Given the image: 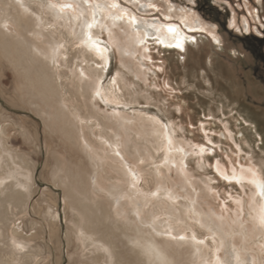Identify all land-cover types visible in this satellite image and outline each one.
Returning a JSON list of instances; mask_svg holds the SVG:
<instances>
[{"label": "rangeland", "instance_id": "374dc122", "mask_svg": "<svg viewBox=\"0 0 264 264\" xmlns=\"http://www.w3.org/2000/svg\"><path fill=\"white\" fill-rule=\"evenodd\" d=\"M23 1L50 19L46 7ZM47 1L70 22L79 14L74 0ZM96 1L106 7L104 23L89 27L90 48L99 56L91 57L90 48L75 40V24L67 27L54 19L44 26L45 34L54 31L61 39L54 64L61 95L56 98L77 117L74 128L56 118L55 103L45 101L24 79L25 69L0 27V264H105L76 232V221L83 223L86 214L76 211L75 198L66 194L88 195L96 202L97 210L88 208V215L113 250L114 264L143 262L112 219L103 216L111 194L120 198L116 211L121 222L132 218L149 228L146 221L151 220L164 231L156 238L180 241L183 264H230L237 251L253 264H264V241L255 236L251 217L252 186L216 168L228 175L232 169L251 168L264 180V82L250 68L257 43L250 31H264V0H152L158 6L150 11H139L137 0H89ZM171 4L178 14L169 19L162 11ZM184 9L205 28L190 33L181 18ZM111 12L119 15L117 24H111ZM138 18L175 24L188 38L184 50L146 37L135 53L119 52L122 28ZM224 22L249 35L237 39L221 27ZM5 27L2 31L11 34L23 32L10 19ZM84 56L89 60L81 62ZM260 58L258 70L264 74ZM78 76L95 83L93 96L85 88L77 91ZM154 120L167 132L162 137L166 146L151 132ZM97 150L104 160L96 158L99 176L91 178L94 158L89 157ZM66 176L74 182V194L66 188ZM210 216L222 220L223 230L209 227Z\"/></svg>", "mask_w": 264, "mask_h": 264}, {"label": "bare ground", "instance_id": "6f19581e", "mask_svg": "<svg viewBox=\"0 0 264 264\" xmlns=\"http://www.w3.org/2000/svg\"><path fill=\"white\" fill-rule=\"evenodd\" d=\"M128 1H133V0H128ZM137 1L140 3L139 4L140 6L138 7L139 11L140 10L150 11L151 9L153 10V6H158V3H154V1L152 0H137ZM30 2L37 4L40 8L46 7L48 14H50L51 16L50 19L44 18V16L41 14V11H40L41 9L40 10L35 9L31 5L28 6L25 4L23 0H0V27H2V30H5L6 28L5 23L9 19L13 20L15 23L21 24L23 27V32L19 31L21 32V34H17V32L16 34L15 33L11 34V32L8 30H7L8 32L1 30V33L4 36L7 35L6 41L8 43L6 44L8 45L10 44L9 46L11 48V53L15 54L17 62H20L19 63L20 66L23 69H25L24 74H23L24 79L30 82V86L35 88L36 93L38 95L43 96V99L45 101L50 102V103H55L56 106L54 107H55L56 118L61 120L63 124L69 121L68 123H70L74 128L77 125L76 124L77 117L69 112L68 107H66L65 104L60 100L62 99L61 97L58 99L56 98L61 95L57 87L58 81H56V78H58L56 77V73L58 71H57V68H54L56 66V65L54 66V64L57 61H59L56 59L58 57H56L57 55L55 54H57L58 52L56 51V49L59 47L60 45L59 41L61 39L59 35L54 33V31L49 32L48 34H45L44 26L48 25L54 19H58V21L60 20L59 24L60 25L65 24L67 27H71L72 24H75L73 28V37L75 38V40L77 39L76 41L80 42V44L83 43L85 46V49H89L90 44L92 43V41L90 40L93 39L92 32H91L92 30H90L89 27L90 26L100 27L104 23V18L101 13L103 9L106 7L103 3H100L97 1L94 2L93 4H90L89 0H74V2L78 4L79 14L73 15V16L71 15L73 20L72 22H70L69 16L68 17H65L63 15L61 16L58 10L52 6V3L48 2L47 0H30ZM176 7L177 6L174 4H171V6L168 5L166 8V11L165 9H163L162 11L163 15L169 19L173 18L174 15L176 16L178 14ZM21 8H25L26 10L29 9L30 14L29 15L26 14V11L25 10L23 11ZM184 13L186 14L184 16L188 17V19L185 20L184 16H181V18L183 19L182 20L183 24L188 30H190V28H193V27L196 29V31H200L202 28H205V24L200 23V21L198 19H195V17L190 12L186 13V11H184ZM109 14H110L109 16H110L111 24L113 25L117 24L119 20V15L116 13L113 14V12ZM127 23L128 24L125 23L124 27L122 28L121 37L123 38L121 39H124L123 42H120L122 41L120 39L117 40L119 43V44L117 43V46L119 48V52L121 53H128V52L129 54L135 53L134 51L139 50V48L137 49V44H140L141 42H143L146 39V37L162 39L165 42L171 41V37L167 33L166 28L164 27L165 25H168V24L160 23L158 19L138 18V19H133L132 21L127 22ZM243 24H244V28L247 27L246 22H244ZM172 25L176 26L175 24H172ZM40 37H42V40H39ZM100 53L102 54V52ZM89 54L91 55V57L93 56L95 57L98 55L94 53V50L91 48L89 49ZM87 57L88 56H84L82 58L79 57V58L81 59V62H85L89 60ZM22 60H27L30 62V64L25 65L24 63L23 65ZM32 63L33 64L36 63L35 68H33L34 76L30 74V77H29L27 73L29 69L31 68ZM77 66L79 67L81 65L77 64ZM59 77H60V74H59ZM77 79L80 80V83L76 86L77 91H79L80 88H83V89L85 88L86 93L89 94V97L93 96L92 91H95L94 89L95 83L83 81L80 79V77ZM71 114L73 116H71ZM72 120L75 122H73ZM151 122H152L151 123L152 127L150 129H151V132H153V136H155L157 141L161 142L162 144H164V146H166L167 140L165 141L162 137H164V134L167 132L163 133L162 126L160 125L159 122L155 120ZM148 124H146V127ZM141 125L142 124L140 123V126H139L140 128H141ZM149 127H150V124H149ZM142 129H143L142 131L145 132L144 130L145 128L143 127ZM150 129H148L149 132H150ZM112 143L113 141L110 144ZM81 145H83L84 147L88 149L90 147L88 141H86L85 139H82ZM174 146L177 149L180 148L179 143L175 144ZM99 152L102 153V151L100 150ZM99 152L98 150L94 151V155L89 157L91 160H93L94 158V165L92 163L94 169H89V171L90 170L93 171L92 176L90 175L91 178H93L94 175L99 176V174H96V172L99 170L95 166L99 164L98 159H102L104 157V154L103 153L100 154ZM100 164H102V162ZM96 168H97V171L95 170ZM216 168L219 171V173L226 175L228 179H232V180L235 179L237 180L238 183H240L243 180H246L252 186L251 191H253V193L251 196L250 208L253 212V215L251 217L253 219V224L255 227L254 229L256 230L255 236L258 237V239L261 238L264 241V189H263L264 180L262 179V177L258 175V173L255 170L251 168L250 170H247V171L240 170L238 172L236 171V169L235 170L232 169L233 172L232 174H229V175L227 174L226 171L222 170V168H218V166H216ZM56 172L59 174L61 173V170H57ZM61 174H59L60 177H63V175ZM90 177L88 175V178ZM66 180L69 181L66 184L68 186L66 187L68 188L67 190L68 191L70 190V193H73L74 186H75L73 185L74 182L69 180L68 176H66ZM115 193L117 194L119 193V189L116 186L114 188V194ZM66 195L68 198L69 196L73 198V200L75 198L74 200L75 206L77 207L76 211L81 210L80 212L83 213V217H84V214H86V218L84 217L83 223L79 221L78 222L76 221L75 223L76 228H77L76 232L77 233L80 232L82 234L81 237L83 238V241H84L83 243H85L86 246L90 247L91 250L99 251L102 254L105 264H114L113 260L115 256H114L113 250L109 248L108 244L105 242L103 237H99L97 235L98 234L97 230L95 231V229L97 228H95V224L92 223L93 221H91V218H89V215H88V213L91 215L92 210H97L98 205L96 204V202L92 199V197L88 195L84 197H82L81 195H77V194L75 195L66 194ZM108 196H109L108 202H109L110 208H108V210L103 212V216L107 218L106 220H109L110 218L112 219L111 221H113L115 224V225L113 224L114 227L116 226V229L120 230L121 232L120 235H123L122 238L124 237L126 243L131 245V247L129 248L133 249V251L137 254L140 260H142L143 264H183L184 263L182 262L183 254L181 253L182 247L179 245L180 241L178 242V241H171L166 238H159V239L156 238L157 235H159L160 233H163L164 231L160 227L156 228L155 225L151 222V220L146 221V224L149 223L150 225L149 228L143 227L142 222H140V224L136 223V221H134L132 218H128L121 222L119 218L121 214L118 211H116L117 210L116 205L119 204L120 198H118L119 196H117L116 194L115 195L111 194ZM88 208H93V209L89 210ZM111 209L113 210V216L111 214L112 213ZM80 212L78 213L80 214ZM137 212H138L137 208L131 209L132 214H136ZM161 224L166 225L168 223L163 220ZM208 225L210 228L216 231L218 230L221 231L224 228L222 220L219 219L218 221H214L211 216H210ZM169 227L173 228L170 225ZM195 256H197V253L195 254ZM231 257H232V261L229 260L230 264H253L251 259L249 258L246 259L244 256H241L239 251H237L236 253H232V255H230V258Z\"/></svg>", "mask_w": 264, "mask_h": 264}, {"label": "flooded vegetation", "instance_id": "af4514ba", "mask_svg": "<svg viewBox=\"0 0 264 264\" xmlns=\"http://www.w3.org/2000/svg\"><path fill=\"white\" fill-rule=\"evenodd\" d=\"M211 6H214V7H217V5H214V3H212L211 1L208 2ZM263 17V16H262ZM259 24H261V22L259 21ZM224 28V30L228 31V32H231V35H234L236 36L237 39L239 38H246V36L249 35V33H246V34H239V32L235 31L233 28L231 29L228 24H226L224 22V24L221 26ZM257 29H258V25L256 26ZM262 30H263V27H262ZM252 35L255 36V41L257 43L254 44V47H256V51L255 52H252V56H253V59L254 60V63L253 65L250 67L251 70L253 71V73L258 76L259 78H261V80L264 82V74L263 73H259V70H258V63H259V58L261 59V63L263 64V67H264V55L263 53L261 52V49H262V45L264 42V31L262 32L260 29H259V32L254 34L253 30L250 31ZM257 32V31H256ZM190 33H193L192 31ZM205 34V33H204ZM206 35V34H205ZM208 36V34L206 35ZM208 38H211L210 36H208ZM262 69V68H261ZM263 72V71H262ZM264 189V188H263Z\"/></svg>", "mask_w": 264, "mask_h": 264}, {"label": "snow or ice", "instance_id": "6c2138e0", "mask_svg": "<svg viewBox=\"0 0 264 264\" xmlns=\"http://www.w3.org/2000/svg\"><path fill=\"white\" fill-rule=\"evenodd\" d=\"M186 11V9H184ZM166 28L167 33L170 35L171 37V41L170 42H165L162 39H158L157 43L160 46L163 47H168V48H175L178 49L180 51L184 50V46H185V40L188 39L186 38L178 29L176 26L172 25V24H168L164 26ZM191 31H195L196 29L190 28ZM191 39H195L194 37H192ZM143 43V42H141ZM95 47V45H94ZM101 51L100 49H98V52ZM148 49L145 48V52H147ZM150 59V58H149ZM97 95H99V93H97Z\"/></svg>", "mask_w": 264, "mask_h": 264}]
</instances>
